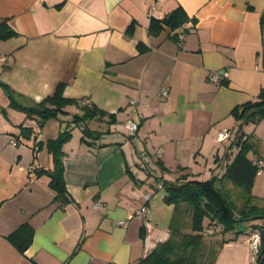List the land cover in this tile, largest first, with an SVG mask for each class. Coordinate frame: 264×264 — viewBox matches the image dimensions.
Wrapping results in <instances>:
<instances>
[{
	"label": "crops",
	"instance_id": "0c3cea01",
	"mask_svg": "<svg viewBox=\"0 0 264 264\" xmlns=\"http://www.w3.org/2000/svg\"><path fill=\"white\" fill-rule=\"evenodd\" d=\"M178 7L189 18L177 30L180 42L176 30L149 33L151 19ZM3 20L16 36L0 41V82L17 103L38 104L64 84V97L83 106L88 100L115 119L88 120L92 136L83 143L84 124L73 122L84 115L80 106L39 129L0 86V264H139L171 235L174 206L164 201L163 182L185 175L224 181L238 150L229 149L239 127L231 112L264 88V0H0ZM223 71L220 83L207 81ZM127 120L138 125L133 136ZM21 126L33 129L30 139L20 136ZM223 130L230 139L218 142ZM65 131L70 202L60 206L50 178L36 172L53 168L47 143ZM242 132L248 158L264 161V118ZM225 188L236 196L231 184ZM252 194L264 199V171ZM144 204L148 213L135 215ZM120 220L125 227L116 225ZM24 223L34 235L21 254L7 236ZM258 224L264 222L217 235L227 242L215 264H264L247 243Z\"/></svg>",
	"mask_w": 264,
	"mask_h": 264
},
{
	"label": "trees",
	"instance_id": "16d2710c",
	"mask_svg": "<svg viewBox=\"0 0 264 264\" xmlns=\"http://www.w3.org/2000/svg\"><path fill=\"white\" fill-rule=\"evenodd\" d=\"M189 20L185 11L178 7L168 16L161 20L151 19L148 30L152 35L158 34L163 28H168L177 36V30ZM134 25H130L127 34L131 35ZM16 36L6 21H0V41L8 40ZM140 52L143 47L139 45ZM0 86L6 91L11 106L24 112L29 119L37 121L38 128H42L44 123L50 119H58L60 114H65L68 106L76 105L84 111V115L75 117L74 123H83L82 142L88 143L92 131L87 127L88 120L94 118L102 119L105 116L114 121V115L106 114L95 106L84 103L80 105L77 100L63 96L64 84H59L53 94L38 104L25 107L17 103L16 94L0 82ZM231 116L239 123V127L229 149L235 146L238 150L232 160L226 165L225 171L220 180L229 181L238 190L236 196L231 191L219 186L217 177L206 181L198 179H188L187 176L175 182H163L162 187L166 191L165 203L174 206V213L171 221L170 238L160 243L146 258L139 264H215L220 248L226 239H218L217 235H222L235 230L243 222H264V199L253 196L252 188L257 167L255 161L248 158L250 143L242 127L246 124H258L264 118V88L260 90L257 98L248 101L240 106H236ZM20 136L23 139H30L35 133L33 129L20 127ZM71 138L69 131L61 132L57 139L47 143L48 150L52 154L53 168L51 170L38 169L37 176L46 175L50 178L49 188L55 193L54 200L63 206L70 202L68 192L64 182V162L65 154L62 145ZM19 138H17L18 140ZM42 148V143L38 142L34 146V151ZM226 154L224 157H227ZM258 160V159H257ZM181 171L184 170L180 168ZM132 178L131 172L127 170ZM264 225H256L255 230H261ZM212 230L210 234L208 231ZM34 235L33 227L24 223L7 236L9 243L21 254H24L30 246ZM262 252V251H261ZM260 261H264V254L260 256Z\"/></svg>",
	"mask_w": 264,
	"mask_h": 264
},
{
	"label": "built area",
	"instance_id": "2783aa9c",
	"mask_svg": "<svg viewBox=\"0 0 264 264\" xmlns=\"http://www.w3.org/2000/svg\"><path fill=\"white\" fill-rule=\"evenodd\" d=\"M177 39L179 42L183 39V36L181 35L180 32L177 35ZM227 76H228V73L225 71L220 72V73L213 72L207 76V81L217 84V83H220L221 79L227 78ZM161 94L163 96H167L168 93L166 90H163V91H161ZM131 103L133 104L134 102L132 101ZM85 104L90 105L88 100H85ZM125 125L127 128L128 134L130 136H133L137 133L138 125L136 122H134L133 120H127ZM230 136H231V132L229 130H223L217 134V141L218 142H224L226 140H229ZM11 143L13 145H16L14 140H12ZM159 154H160V152H159ZM255 165L257 167V174H260L262 171H264V161L263 160H261V159L256 160ZM151 198L152 197L150 194L144 195L145 203L149 202L151 200ZM94 207L98 208L99 204H95ZM148 211H149V209H148L147 205L144 204L141 208H139L137 211H135V215H146L148 213ZM131 218H132V216L130 217V219ZM116 225L121 226V227H125L126 221H124V220L117 221ZM208 232L210 234L213 233L212 230H209ZM247 243H248V246L250 248L251 255L252 256H259L261 251H262V246H263L262 238L260 235V230L251 231L250 234L248 235Z\"/></svg>",
	"mask_w": 264,
	"mask_h": 264
},
{
	"label": "water",
	"instance_id": "95a60500",
	"mask_svg": "<svg viewBox=\"0 0 264 264\" xmlns=\"http://www.w3.org/2000/svg\"><path fill=\"white\" fill-rule=\"evenodd\" d=\"M260 235H261L262 242H263L262 254H264V228L260 230Z\"/></svg>",
	"mask_w": 264,
	"mask_h": 264
},
{
	"label": "rangeland",
	"instance_id": "374dc122",
	"mask_svg": "<svg viewBox=\"0 0 264 264\" xmlns=\"http://www.w3.org/2000/svg\"><path fill=\"white\" fill-rule=\"evenodd\" d=\"M227 184H231L229 181L227 180H224L222 183L218 184L219 186H222V187H227ZM232 185V184H231Z\"/></svg>",
	"mask_w": 264,
	"mask_h": 264
}]
</instances>
